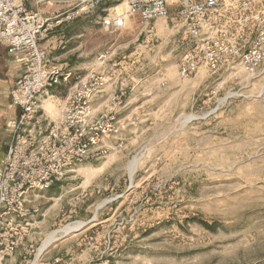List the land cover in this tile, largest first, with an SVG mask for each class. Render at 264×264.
Returning a JSON list of instances; mask_svg holds the SVG:
<instances>
[{
	"label": "rangeland",
	"instance_id": "obj_1",
	"mask_svg": "<svg viewBox=\"0 0 264 264\" xmlns=\"http://www.w3.org/2000/svg\"><path fill=\"white\" fill-rule=\"evenodd\" d=\"M130 21L117 37L86 29L81 76L104 49L116 71L106 85L136 90L118 93L120 108L131 101L116 114L120 133L60 181L61 217L24 264H264V63L250 73L237 60L214 76L201 65L182 79L192 42L175 11L147 28Z\"/></svg>",
	"mask_w": 264,
	"mask_h": 264
},
{
	"label": "built area",
	"instance_id": "obj_2",
	"mask_svg": "<svg viewBox=\"0 0 264 264\" xmlns=\"http://www.w3.org/2000/svg\"><path fill=\"white\" fill-rule=\"evenodd\" d=\"M51 1L0 0V45L8 47L22 68L11 94L20 114L7 125L10 143L0 167L1 257L14 254L30 217L38 212L28 204L89 159L104 138L120 133L114 111L97 114L93 107L108 81L106 73L78 79L64 98L51 93L68 78L65 71L49 68L40 47L62 23L39 11ZM107 4L113 5L102 20L107 31L123 29L131 18L147 28L159 20L167 22L175 11L192 42L179 63L182 79L195 75L201 65L214 76L237 60L250 73L264 63V0H79L66 20ZM121 5L124 13L118 11ZM108 55H98L101 65ZM45 102L60 110V118L46 115Z\"/></svg>",
	"mask_w": 264,
	"mask_h": 264
},
{
	"label": "crops",
	"instance_id": "obj_3",
	"mask_svg": "<svg viewBox=\"0 0 264 264\" xmlns=\"http://www.w3.org/2000/svg\"><path fill=\"white\" fill-rule=\"evenodd\" d=\"M79 0H53L49 3L41 5L39 11L50 17L56 19H62V23L57 26L47 37L40 42V47L47 53L49 59V68L60 69L67 74V81L62 86L52 89L51 93L55 97H59L61 93H65L73 85L74 80L86 77L91 73L107 72L108 79L116 76V71L113 69L105 68L104 65H99L97 60L105 50L102 49L95 56L97 62V69H92L86 74L81 76V72L85 70L87 66L86 62L88 55L83 52L84 36L90 35L86 30L87 28L95 29L96 35H103L105 32L110 34L111 37L118 33L127 31L132 24V21H127L126 27L123 29H114L107 31L102 24V17L97 12L82 13L74 15L72 19L66 20L67 16H71L76 9ZM119 9V8H118ZM113 10V9H112ZM109 11V12H112ZM91 19V20H90ZM102 26V27H101ZM99 29V30H97ZM121 31V32H120ZM22 75V68L18 63L16 56L12 55L8 51V47L4 44L0 45V167L3 163L4 155L7 151L10 142V134L7 132V125L10 121L17 119L20 114L19 108H17L12 102V89L17 79ZM133 88V89H132ZM136 87H130L128 85L118 84L116 82L109 83L104 87L100 94L95 98V104L97 105L96 113L114 111L120 115L124 113L130 106L131 101L126 102L124 107L120 108L118 105L120 97L128 93L135 92ZM118 93H121L119 96ZM124 93V94H123ZM130 95V94H128ZM119 96V97H118ZM133 96V95H132ZM61 98H64L61 96ZM130 97L125 96V100ZM47 102H45L43 108L46 115L51 120L60 118V110L54 106L56 110H48ZM53 104V103H52ZM64 187L61 182H57L53 187L42 193V196L32 201L28 206L32 209H36L38 212L33 214L29 219V226L27 234L25 235V243L22 246H18L12 256L5 257L4 260L0 256V264H24L25 254L33 247L32 244L40 241L44 235H46L50 227L56 225L57 219L61 217L63 208L58 206L63 197ZM62 193V194H60ZM52 216V217H51ZM57 218V219H56ZM26 245V246H25Z\"/></svg>",
	"mask_w": 264,
	"mask_h": 264
},
{
	"label": "bare ground",
	"instance_id": "obj_4",
	"mask_svg": "<svg viewBox=\"0 0 264 264\" xmlns=\"http://www.w3.org/2000/svg\"><path fill=\"white\" fill-rule=\"evenodd\" d=\"M124 5H121V6H119L118 8H120V7H123ZM125 7V6H124ZM73 229H77V227H75V226H68L67 228H66V230H73ZM57 232L58 231H54L53 233H51L47 238H46V240L43 242V244H42V246L39 248V254H41L42 252H44L47 248H48V246L53 242V241H55L56 239H58L57 238Z\"/></svg>",
	"mask_w": 264,
	"mask_h": 264
}]
</instances>
